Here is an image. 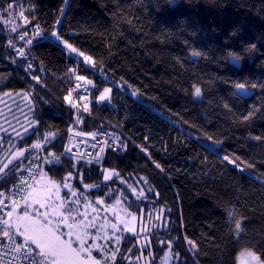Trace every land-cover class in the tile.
Listing matches in <instances>:
<instances>
[{"label": "snow or ice", "instance_id": "snow-or-ice-1", "mask_svg": "<svg viewBox=\"0 0 264 264\" xmlns=\"http://www.w3.org/2000/svg\"><path fill=\"white\" fill-rule=\"evenodd\" d=\"M69 2L62 0L54 21L50 26L45 21L42 27L41 18L35 15L39 8L32 0H0V39L10 50L5 66L24 72L17 77L22 82L18 88L9 87L13 72H0V79L8 81L0 98L16 97L24 102L23 108L18 104L15 111L9 108L10 119L0 111V264H157V257L159 264H188V254L196 264V258L209 257V252L213 254L210 264H264V226L249 228L257 213L256 200L264 219V131L254 134L251 130L257 119L264 120V95L257 96L252 104L239 103L253 96V90L264 94V79L237 73L221 76L208 73L204 67L212 63L219 66L221 62L239 66L245 59L264 57V33L252 42L245 38L244 19H209L210 30H219L223 40L214 52L211 47L197 48L183 38V32L195 36L202 30L199 21L189 31L187 22L181 20L173 25L177 30L172 31L154 24L145 0H135L134 4L113 0L111 27L98 33L99 48L86 51L83 44L73 39L77 34L71 24L69 31L64 30ZM145 15L155 31L145 30ZM133 33L139 34L138 43L134 42ZM175 40L185 46L184 55L169 53L176 75L157 83L182 92L192 100L193 109L185 106L173 111L160 96L148 94L149 85H134L121 74L126 62L116 63L125 50L136 52L138 47L144 50L145 57L155 59L160 54L148 50L154 47L153 41L165 46ZM42 42L56 48L64 61L58 78L45 60L32 52ZM121 43L125 44L124 49L120 48ZM187 61L201 67L189 68ZM88 72L92 73L91 78L84 74ZM184 73H188L186 78ZM42 74H50L60 83L67 81L68 86L56 96ZM217 82L228 86L227 96L213 94ZM114 88L140 109L137 119L151 125H139L144 132L134 133L135 139L122 134L123 125L119 133L107 132L103 124L95 130L80 129V125L91 127L85 114L92 117V105H112L113 111H118L113 104ZM57 118L65 128L58 127ZM123 118L130 119L126 113ZM238 128H243L246 135L236 137ZM89 138L91 152L87 151ZM241 140L245 143L241 144ZM231 141L236 142L237 149H245L246 155L229 150ZM248 142H255L259 151L248 148ZM81 145L85 151L80 150ZM129 145L145 160L140 171L130 163L123 170L104 167L112 164L108 152L123 162L122 158L130 155ZM174 152L187 153L181 157L182 165L172 162ZM157 155L163 157V162ZM64 159L72 161L67 168ZM95 166H99L96 174L102 180L89 182L86 173ZM228 166L241 178L246 174L251 185L258 184L259 195L242 183L228 184L223 189L227 198L217 197L216 204L223 209L224 227L216 228L212 221L208 224L212 234H202V239L181 231L185 228L182 209L172 226L167 193L176 199L181 197V189L175 184H219L223 180L219 170ZM149 167L159 176L140 174ZM161 228L167 233L164 238L151 231Z\"/></svg>", "mask_w": 264, "mask_h": 264}, {"label": "trees", "instance_id": "trees-1", "mask_svg": "<svg viewBox=\"0 0 264 264\" xmlns=\"http://www.w3.org/2000/svg\"><path fill=\"white\" fill-rule=\"evenodd\" d=\"M36 3L39 11L35 15L39 16L40 23L45 26V21L48 22V26L54 21L58 15V9L61 7L62 0H32ZM129 3H135V0H128ZM149 5L151 11L152 21L156 26L164 25L170 28L172 31H176L177 28L173 25H178V22L184 20L187 22L189 31H191L195 25L196 21H199L201 31H198L195 36H190L188 32H183V38L189 39L190 42L197 48L207 49L211 47L213 51L218 48V46L223 42L219 30L213 33L209 26L208 20L216 18L222 20L225 17L232 19H244L245 23V38L249 41L254 42L255 37L261 33H264V0H145ZM114 7L113 0H70L68 7L66 8L67 18L65 19V31H69V24L76 32V36L73 39L78 44L84 45V50L97 49L100 45V36L98 33L104 32L105 29L111 27V11ZM159 8V11H156ZM144 23L146 25L145 30L152 29L156 30L153 24L148 23V18L145 15ZM139 26V25H138ZM125 30L128 28L125 25ZM71 34V33H69ZM3 34L0 33V36ZM133 37H136L134 42L138 43L139 34L133 33ZM4 39H0V72L8 73L13 72V79L10 88H18L22 82L18 81L17 77L23 76L24 72L22 69H18L15 66L6 67L7 60L6 56L10 50H6L4 47ZM154 47L149 48V51L158 52L160 55L157 58L145 57L143 54V49L137 48L136 52L125 50L119 57H117V64H124L126 62V67L121 72L130 82L134 85L141 86L149 85V95H158L164 105L168 108H172L173 111H180L185 106L189 109H193L194 105L190 98L186 97L182 92L173 89L172 87L166 86L163 83L158 84L157 81H167L171 76L176 75L172 71L171 61L169 53L173 55H184L185 46L180 40H175L171 45L161 46L158 42L153 41ZM237 50H240V44H236ZM120 48L124 49L125 44L121 43ZM34 55L40 56L45 60V63L49 65L51 72L56 74L58 78L60 76V71L64 67V61L60 57L59 51L56 48L48 45L47 42H42L41 46L32 49ZM264 52V49H261ZM137 53L139 55L137 56ZM216 55H219L216 52ZM157 59L160 63H157ZM264 57L257 56L252 60L242 61L239 66L233 65L228 62H221L219 66L215 63L209 64L205 67L208 73H217L221 76H230L233 73L240 75L248 74L253 79L261 78L264 79V66H261V61ZM186 65L192 68L193 65L197 70L201 67L199 63L187 61ZM92 77V73H84ZM188 73H184L185 78ZM43 76V74H42ZM43 79L48 83L49 87L53 89L56 96L62 94V89L68 86V82L60 83L58 79L52 78L51 75L43 76ZM99 80V77H96ZM116 79H119L117 76ZM187 81L185 80V86ZM8 84L7 79H0V92L6 90L4 85ZM111 86V85H109ZM229 88L222 82H217L215 88L213 89V94H219L227 96ZM253 96L245 98L240 101V104H252L256 101L257 96L264 95L259 92V90H253ZM44 94V93H42ZM19 105L21 108L24 107V102L19 98L13 97H2L0 98V111L3 112L5 117L11 118L9 116V108L15 111V106ZM113 104L118 108V111H113L112 105L97 106L92 105V117L88 118V114H85L87 119V124L91 127H86L85 125H80L81 130H95L100 124L104 125L105 130L109 132H121L120 125H123L122 134L125 136H133L134 133L142 134L144 128L138 127L139 125L151 126L147 120L137 119L140 115V109L132 103V100L128 97L123 96V93L114 88ZM127 105L125 109L124 105ZM161 107V105H157ZM199 107V105H196ZM60 110L66 113V109L61 107ZM161 110L163 108L161 107ZM26 111V109H25ZM125 113L130 118L129 120H124ZM18 115V113H17ZM196 112H192V116H195ZM45 119H50L46 116ZM213 121L215 117H212ZM2 122V120H0ZM55 123L59 128L63 129L66 125L57 118ZM160 121L157 119L156 127L159 129ZM209 130H212L211 125ZM252 132L254 134H259L264 131V120L257 119L255 124L252 126ZM165 131L167 127L165 126ZM163 134V133H161ZM234 135L236 137H243L246 132L243 128H238L235 130ZM135 139V136H133ZM167 139V136H165ZM66 142V141H65ZM60 142L57 141V144ZM137 143H141L137 140ZM241 144L245 142L240 141ZM159 146V145H157ZM229 150L236 149L238 153L242 156L246 155V151L243 148L237 149L236 142L231 141L228 143ZM170 150L171 146L169 145ZM255 147L256 151H259V146L255 142H248V148ZM130 155L126 158L118 160L111 152L107 155L111 159L112 164H105L104 167L116 166L119 170L124 169L125 164H132L136 167L137 171H140L141 167L145 164V160L141 158V154L138 150H134L132 145H129ZM59 154V151L58 153ZM187 155V153L181 152L177 155L173 153V163H177V166L183 164L182 156ZM157 158L161 159L163 162V157L157 155ZM259 158V157H258ZM65 168L72 163L68 159L63 160ZM189 168L192 167L191 164L188 165ZM99 166L92 167L90 173H86L89 182H99L102 180V176L97 175V169ZM264 171V169H261ZM223 173V180L219 184H212L211 181L205 182L202 186L195 187L189 184L187 181H181L175 184L177 188L181 189V197L176 199L172 196L171 192L167 193V205L172 209V226L176 224V216L179 215L180 210L183 211L184 225L185 228L181 231H186L190 236L196 239H202V234H212V229H209L208 224L215 221V227L223 229L224 227V213L223 209L216 206L217 197H225V192L223 189L230 183H242L248 188V191L255 193L256 196L259 195V188L257 185H251L247 181V175L245 174L243 178L232 170L231 166L226 169H220ZM159 176V173L152 169L151 167L144 169L140 174H148ZM219 178V177H217ZM133 183V180H129ZM118 183V182H117ZM175 183V182H174ZM181 184L184 185L181 188ZM115 186V185H113ZM255 198V197H254ZM175 200V202H174ZM257 213L253 215L250 229H260L264 226V219L261 218V209L259 208V200H256ZM145 222L146 219H145ZM152 232L156 233L160 238H164L167 233L163 228L156 230L151 229ZM176 234V233H173ZM219 234V233H217ZM206 243V242H205ZM184 244L181 242L180 250L183 251ZM157 250V249H154ZM207 251V249H206ZM162 255V253H160ZM213 254L209 252V257ZM209 257L201 256L196 258V264H210ZM157 264H159V257H157ZM188 264H194V260L190 254H188Z\"/></svg>", "mask_w": 264, "mask_h": 264}, {"label": "built area", "instance_id": "built-area-1", "mask_svg": "<svg viewBox=\"0 0 264 264\" xmlns=\"http://www.w3.org/2000/svg\"><path fill=\"white\" fill-rule=\"evenodd\" d=\"M81 91H82V89H81ZM106 131H107V130H106ZM107 132H109V131H107ZM101 139H102V138H101ZM109 142H111V141H109ZM91 143H92L91 138H89V144H88V145H90V146L87 148V151H88V152H91V151H92V149H91ZM80 150H81V151H85L83 145L80 146ZM74 151H75V149H74Z\"/></svg>", "mask_w": 264, "mask_h": 264}, {"label": "rangeland", "instance_id": "rangeland-1", "mask_svg": "<svg viewBox=\"0 0 264 264\" xmlns=\"http://www.w3.org/2000/svg\"><path fill=\"white\" fill-rule=\"evenodd\" d=\"M90 145H88V147H89Z\"/></svg>", "mask_w": 264, "mask_h": 264}, {"label": "water", "instance_id": "water-1", "mask_svg": "<svg viewBox=\"0 0 264 264\" xmlns=\"http://www.w3.org/2000/svg\"><path fill=\"white\" fill-rule=\"evenodd\" d=\"M246 98H249V97H246Z\"/></svg>", "mask_w": 264, "mask_h": 264}]
</instances>
